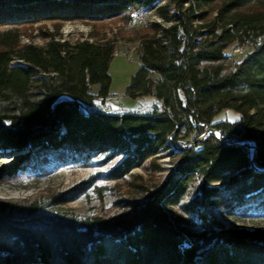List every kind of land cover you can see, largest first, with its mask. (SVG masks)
Here are the masks:
<instances>
[{
    "label": "trees",
    "instance_id": "1",
    "mask_svg": "<svg viewBox=\"0 0 264 264\" xmlns=\"http://www.w3.org/2000/svg\"><path fill=\"white\" fill-rule=\"evenodd\" d=\"M218 1L0 0V104H12L16 112L2 118L9 128L0 123L3 151L30 148L44 161L50 152L59 153L64 163L106 150L125 152L128 157L108 177L115 180L158 155L176 129H192L194 140L208 128L221 134L179 151L177 166L162 186L143 203L128 202L117 215L51 209L75 200L78 188L50 203L0 202V264H264V230L223 227L209 213L264 210V172L252 166L248 147L233 146L254 141L253 162L264 169V0H228L211 22L196 26L205 13L196 15L193 5L211 10ZM134 9L155 10L172 23L167 28L154 23L139 37L140 68L128 88L131 98L153 97L161 110L114 117L85 114L75 102L55 103L61 94L87 107L106 101L115 44L61 42L51 36L44 46H21L20 28L131 21ZM201 35L206 38L198 42ZM233 45L247 50L226 73L225 51ZM13 58L24 65L11 67ZM50 72L55 79L31 94L30 84L41 81L36 76ZM95 85L97 95L91 94ZM223 111L239 119L214 122ZM198 176L203 198L187 200Z\"/></svg>",
    "mask_w": 264,
    "mask_h": 264
},
{
    "label": "rangeland",
    "instance_id": "2",
    "mask_svg": "<svg viewBox=\"0 0 264 264\" xmlns=\"http://www.w3.org/2000/svg\"><path fill=\"white\" fill-rule=\"evenodd\" d=\"M168 1L162 0L161 3L164 5ZM227 1L219 0L212 5L211 10L203 11H199L193 5L196 15L205 13V21L195 22V25L211 22L216 16L217 9ZM144 13L147 23L142 25L132 23V18L131 21L117 18L98 23L68 22L59 26L58 29L54 22L26 25L20 28L19 41L21 46L29 44L44 46L49 42L50 37L54 36L56 40L68 41L69 43L77 41L113 42L116 47V54L108 71L111 78L109 98L104 102L96 100L91 107L82 103L86 110L82 109L80 105L78 106L85 114L91 111L99 115L114 117L151 115L155 110H161V104L155 98L150 96L131 98L128 95L132 78L140 68L139 37L150 33V28L154 23L162 28H167L172 23L161 19L155 10H145ZM172 15H174L173 8L170 11V16ZM205 38V35H201L196 40L199 42ZM208 38L211 39L212 37ZM237 49L247 50L246 47L238 48L233 45L225 51L227 58L223 66L226 73L232 71L234 66L244 58L242 50L239 52L236 51ZM248 51L251 52V49L248 48ZM18 62V59L13 58L11 64ZM36 78H41V81H33L30 84L31 94L43 91L40 89L42 82L54 80L55 74L52 72L48 74L39 73ZM98 90L99 86H93L91 94L97 95ZM138 94L135 93V95ZM63 95H59L56 102L66 101L65 96L60 98ZM14 110L12 104H0V123L3 127H10V122L2 118L16 116ZM238 119L237 113L223 111L214 118V122H235ZM208 129L196 140H194L192 129H176L175 133L167 137L166 146L158 155L147 160L140 168L133 169L127 175L115 180H110L108 177L128 157L125 152L106 150L95 153L86 161L71 160L64 163L59 161V153L50 152L47 156L48 160L44 161L40 157H35L30 148H27V151L23 153L5 152L0 148V202L20 204L40 201L50 203L54 196L67 194L78 188V196L75 200L51 209L68 215L97 212L109 216L117 215L128 202L143 203L151 193L159 189L175 170L179 160L178 152L190 148L196 141L205 139L209 135L207 134ZM59 130L64 133L65 129L60 126ZM217 132L213 131L215 135H218ZM250 142L252 145L255 144L254 141ZM64 156L67 155L64 154ZM201 186L202 179L198 176L191 183L186 199L191 200L196 197L202 199ZM218 186L219 184H211L208 187ZM209 213L223 227L245 229L249 232L254 229L264 230L263 209L248 214L241 212L229 214L228 210L225 209H211Z\"/></svg>",
    "mask_w": 264,
    "mask_h": 264
},
{
    "label": "water",
    "instance_id": "3",
    "mask_svg": "<svg viewBox=\"0 0 264 264\" xmlns=\"http://www.w3.org/2000/svg\"><path fill=\"white\" fill-rule=\"evenodd\" d=\"M24 65L21 61H19L18 63H13L11 64V67L13 66H22ZM64 95L60 98H63ZM71 97V96H70ZM57 101V100H56ZM66 101H69V102H75L77 103L78 105H83L81 102L77 101V100H74L72 97H71V100L67 99ZM57 103V102H55ZM85 108V107H84ZM86 109V108H85ZM213 131L217 132L216 130L214 129H208L207 130V134H211L213 136H215L217 139L220 138V133L217 132L218 135H215L213 133ZM233 146H239V147H248L249 149V161L251 162L252 166L254 167V169L257 171V172H264V169H259L255 166L253 160H254V156H255V153H256V144H253L252 143H249V141H245V142H241V143H234Z\"/></svg>",
    "mask_w": 264,
    "mask_h": 264
},
{
    "label": "bare ground",
    "instance_id": "4",
    "mask_svg": "<svg viewBox=\"0 0 264 264\" xmlns=\"http://www.w3.org/2000/svg\"><path fill=\"white\" fill-rule=\"evenodd\" d=\"M139 15H144V20H135V23L138 24V25H142V24H146L147 23V18L145 17V13H144V10H136ZM132 16L135 15V9L132 10V13H131ZM152 23V22H150ZM252 143V142H250Z\"/></svg>",
    "mask_w": 264,
    "mask_h": 264
},
{
    "label": "built area",
    "instance_id": "5",
    "mask_svg": "<svg viewBox=\"0 0 264 264\" xmlns=\"http://www.w3.org/2000/svg\"><path fill=\"white\" fill-rule=\"evenodd\" d=\"M135 20H144V15H139V13L135 10V15L132 16V23L135 24ZM240 50H242V52H244L243 49H237L236 51H239V52H240ZM80 106L82 107V109L86 110V109L84 108V105H80ZM80 106H79V107H80ZM81 107H80V109H81Z\"/></svg>",
    "mask_w": 264,
    "mask_h": 264
}]
</instances>
